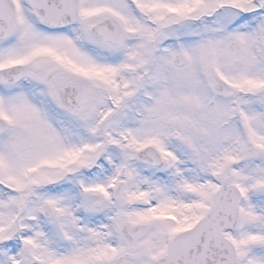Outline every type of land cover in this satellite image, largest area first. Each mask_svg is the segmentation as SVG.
<instances>
[{"label":"snow or ice","instance_id":"6c2138e0","mask_svg":"<svg viewBox=\"0 0 264 264\" xmlns=\"http://www.w3.org/2000/svg\"><path fill=\"white\" fill-rule=\"evenodd\" d=\"M0 264H264V0H0Z\"/></svg>","mask_w":264,"mask_h":264}]
</instances>
